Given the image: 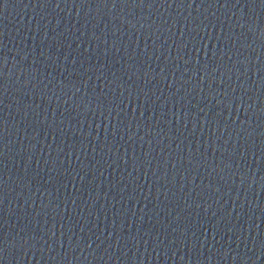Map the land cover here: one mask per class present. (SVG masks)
<instances>
[{"label": "water", "instance_id": "1", "mask_svg": "<svg viewBox=\"0 0 264 264\" xmlns=\"http://www.w3.org/2000/svg\"><path fill=\"white\" fill-rule=\"evenodd\" d=\"M0 264H264V0H0Z\"/></svg>", "mask_w": 264, "mask_h": 264}]
</instances>
